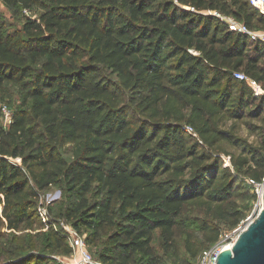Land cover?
<instances>
[{
  "label": "trees",
  "instance_id": "16d2710c",
  "mask_svg": "<svg viewBox=\"0 0 264 264\" xmlns=\"http://www.w3.org/2000/svg\"><path fill=\"white\" fill-rule=\"evenodd\" d=\"M1 1L40 11L13 31L0 20V87L24 90L7 125L0 108V241L3 228L39 224L40 192L63 180L78 191L66 215L88 231L85 242L113 228L110 253L93 257L100 264L154 258L156 231L161 249L182 240L196 264L243 221L235 186L264 181V94L234 76L264 90V43L209 11L252 30L264 29V16L248 0ZM191 212L198 229L187 225ZM30 238L0 264H39Z\"/></svg>",
  "mask_w": 264,
  "mask_h": 264
},
{
  "label": "rangeland",
  "instance_id": "374dc122",
  "mask_svg": "<svg viewBox=\"0 0 264 264\" xmlns=\"http://www.w3.org/2000/svg\"><path fill=\"white\" fill-rule=\"evenodd\" d=\"M38 8L31 10H10L0 0V20L3 23V27L6 31H13L20 29L24 19L27 16H36L39 13ZM223 14L222 12L215 10ZM212 12L213 14L215 13ZM224 15V14H223ZM24 95V90L19 84L7 83L0 87V108L3 105H7L11 111L18 109L21 106V99ZM239 132L243 136H247L248 131L246 126L240 125ZM250 140L254 139V136L249 137ZM63 155L66 158H70V153L67 148L63 150ZM19 161L18 159H13ZM235 191L238 193L239 203L244 207L245 217L241 224H247L252 220L260 209V203L256 201H249L250 195L254 192V188H247L244 184L238 183L235 186ZM90 203H98L100 196L96 190L93 189L87 194ZM78 191L71 190V186H67L63 180H60L57 184L49 186L44 191L40 192L39 203L42 209L45 211V215L39 221L40 223L34 225L33 228H26L24 225L16 232L4 231V236L0 241V261L10 259V250L21 242L23 237L30 236L34 242L40 246L38 249L33 250L40 257L37 263L39 264H70L71 253H65L62 248H58L55 245L52 233L56 232L59 237L65 239V247L71 249L67 238V229L72 227V219H69L66 212L71 210L77 205ZM190 220L187 222L189 227L199 228V218L194 213L189 214ZM77 230V229H76ZM81 234L85 237L88 231L81 227ZM113 231V228L108 229L106 235H100L98 239L89 243L85 242L89 252L94 258H98L100 253H110V246L108 243V235ZM231 231V230H230ZM225 230L223 233L230 232ZM161 240L158 236V231L155 232L153 246H154V258L144 257L140 254L136 255L135 264H155L154 261H158L159 264H195V259H191L185 252L182 240L178 241L176 249L171 252H165L161 249Z\"/></svg>",
  "mask_w": 264,
  "mask_h": 264
},
{
  "label": "built area",
  "instance_id": "2783aa9c",
  "mask_svg": "<svg viewBox=\"0 0 264 264\" xmlns=\"http://www.w3.org/2000/svg\"><path fill=\"white\" fill-rule=\"evenodd\" d=\"M249 4L255 8L261 15L264 16V0H248ZM193 10L194 8H190ZM214 11H209L212 13ZM219 19L225 21L228 25V28L232 31L245 33L249 35L251 40H260L264 43V29L263 30H252L247 27V25L242 22L238 21L232 16L222 15L215 11L214 13ZM234 76L237 79L248 81L251 89L253 90L256 96L264 94V90L262 89L261 85L254 80L248 78L243 72L236 71L234 72ZM2 112V120L4 125H7L11 122L12 113L10 109L3 105L1 107ZM186 129L189 132H192V128L187 126ZM225 164H228L229 157H223ZM247 183L250 184L254 188V192L257 194V201L260 203L261 206V192L264 181L262 183H257L252 179H247ZM41 211L42 217L45 215V211L42 209L41 205L39 207ZM246 224H239L237 227L232 229L230 232L222 233L219 238L209 247L204 248L198 255L196 264H216V258L218 254L226 248H230L238 234L243 230ZM66 238L67 241L72 248L71 253V261L70 264H100V262L96 261L92 254L89 252L84 237L79 234V232L74 228L67 229Z\"/></svg>",
  "mask_w": 264,
  "mask_h": 264
},
{
  "label": "water",
  "instance_id": "95a60500",
  "mask_svg": "<svg viewBox=\"0 0 264 264\" xmlns=\"http://www.w3.org/2000/svg\"><path fill=\"white\" fill-rule=\"evenodd\" d=\"M216 264H264V184L257 215L245 225L230 248L218 254Z\"/></svg>",
  "mask_w": 264,
  "mask_h": 264
}]
</instances>
